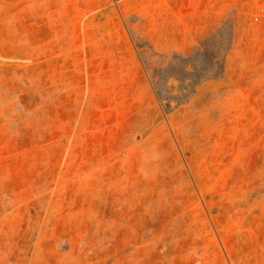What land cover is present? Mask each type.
I'll use <instances>...</instances> for the list:
<instances>
[{
    "label": "rangeland",
    "instance_id": "obj_1",
    "mask_svg": "<svg viewBox=\"0 0 264 264\" xmlns=\"http://www.w3.org/2000/svg\"><path fill=\"white\" fill-rule=\"evenodd\" d=\"M0 264H264V0H0Z\"/></svg>",
    "mask_w": 264,
    "mask_h": 264
}]
</instances>
